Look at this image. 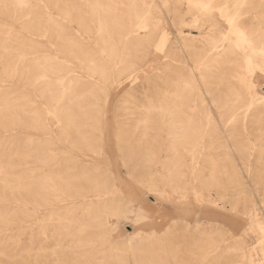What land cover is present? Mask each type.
<instances>
[{
  "label": "rangeland",
  "instance_id": "374dc122",
  "mask_svg": "<svg viewBox=\"0 0 264 264\" xmlns=\"http://www.w3.org/2000/svg\"><path fill=\"white\" fill-rule=\"evenodd\" d=\"M68 1L67 8L71 12L77 7L89 11L92 4L91 0ZM150 1L137 3L146 10V16L156 22V28L148 44L129 48L128 52L134 57L133 63L137 67L135 71L129 77L124 75L119 85L113 83L103 106L104 97L95 92L84 91L79 99L84 106L77 112L84 117V121H90L93 104L101 105L102 141L96 140L91 135V129L84 125L83 141L77 137L74 143L64 144L54 132L46 137L39 125H28L30 112L35 109L43 115L45 113L46 123L50 120L55 122L58 114L47 107L44 97H39L26 85L20 74L19 62L23 60L25 50L23 36L27 33L25 26L31 15L17 8L14 13L11 3L25 2L29 6H39L59 20L65 14L53 10L47 0H0V95L8 106L7 112L0 106V170L10 166L8 180L12 187L15 186L12 190H0V206H4L8 214V222L0 225V246L9 247V254L13 256L9 264L117 263L112 257L110 243L100 240L91 242L90 234L103 231L101 225L86 228L79 238L54 236L59 231L54 226L88 221L91 210L82 205V198L76 205L71 195L51 185L46 190L28 189L32 180L40 177L42 181V177L50 171L57 180L63 179L73 185L71 190L78 189L81 194H86L88 181L74 179L83 171L82 165L86 166L87 177H101L102 199L116 210L114 214L104 216L111 227V240L121 244L133 236L134 246L144 250L143 255H137L136 264H150L151 260L158 261V264H264V109L247 108L250 101L253 104L264 103V67L255 68L252 73L248 68H242L238 50L247 49L248 43L246 36L239 34L235 28L240 24L244 31V28L248 31L249 26L251 33L258 25L264 42V0ZM112 2L115 15L122 18L130 15L127 10L132 0ZM202 6L207 7V11L202 12ZM201 13L208 18H203ZM75 16L71 15L74 22ZM228 20L233 21L230 24ZM73 21H70L71 37L77 38V25ZM161 30L167 38L163 45L159 44ZM33 38L37 39L36 36ZM205 38L215 39L216 43L210 44ZM225 38L228 42L223 40ZM73 46L75 55L80 59L73 55L67 65L71 64L69 68L84 77L85 58H90L95 52L85 45ZM52 49L60 57H66L63 47L52 46ZM212 51L215 56L211 63L215 67L207 70L208 87H234L240 95L239 102H243L244 106L226 109L209 106L207 102L211 101L213 94L202 92L206 87L199 71H194L199 94L186 90L182 98L175 99L170 92L176 79L179 85L181 79H186L182 69H194L201 55L212 54ZM86 52L89 54L85 55ZM6 68L9 75L2 77ZM241 72L247 76L245 84L238 77ZM102 73L106 75L105 70ZM94 77L99 79L97 75ZM85 78L80 79L76 89L79 92L86 90V86L82 85L86 82ZM114 86L121 90L114 89ZM162 98L169 105L177 106V110L173 108L175 114L172 118L176 127L185 126L187 120L191 125L180 134L175 144L163 142V125L154 113H150L147 130L150 136L155 137L152 140L155 154L151 158L145 157L143 143L139 141L141 129L137 123L143 110L157 105ZM56 127V124L51 125L55 130ZM116 127H119L117 134ZM30 137H34L35 143L29 142ZM164 161L179 171L178 179L172 176V187L161 176ZM142 165L153 174V187L162 193L161 197L147 192ZM193 192L198 196H194ZM170 200L173 202L167 203ZM158 202L163 205L158 206ZM140 203L144 204V208H139ZM137 208L143 215L128 214L130 209ZM157 209L166 214L165 221L159 220V215L155 213ZM61 217H67V220H50ZM56 244L78 247L72 249L73 254H61L59 250H54ZM155 246L162 249L157 256L148 253ZM53 250L57 252L56 256L52 254ZM125 256L127 264H135L130 260L131 253Z\"/></svg>",
  "mask_w": 264,
  "mask_h": 264
},
{
  "label": "bare ground",
  "instance_id": "6f19581e",
  "mask_svg": "<svg viewBox=\"0 0 264 264\" xmlns=\"http://www.w3.org/2000/svg\"><path fill=\"white\" fill-rule=\"evenodd\" d=\"M138 1L141 2V4H143V2H144V0H132L131 6L127 10V12L130 15L127 16V18H122V17H120V15H115V9H114L112 0H100V1L91 0L92 4L89 8V11H84V10H81V8L78 9V7H77L76 10H72V12L67 8L68 2H69L68 0H47V2L49 4H51L53 10H55L57 13L60 12L61 14L62 13L65 14V16H63V15H62V17L60 16L61 20H66L65 22L55 18L50 11L46 10V12H44L39 6H29V5H26L25 2H12L11 3V5L13 6V8L12 7L11 8L14 9L13 12L17 8V9H20L23 11H27V13L31 15L30 20L29 21L27 20L28 22L26 23V26H25V31L27 33L26 34L24 33L25 36H23L24 37L23 38V45L25 47V50H24V53L22 56L23 60H21L19 62L20 63V74L23 75V79H24V82L26 83V85L31 87L33 89V91L39 95V97H44V99H45L44 101H45V104L47 105V107L53 108L58 114V117L55 118L56 121L54 120L55 122H52L50 120L49 123L48 122L46 123L45 118H44L45 113L43 115V113H39L35 109V110L30 112V116L28 118L29 119L28 125H30V126H31V124L39 125L41 127V129L43 131H45L46 137H50L52 135V133L54 132L55 136H58L64 144L65 143H68V144L74 143V139L77 137H79L81 139V141H83L85 132L83 131L82 128L85 125L91 129V135H94L96 140H98L100 142L102 141V129H103V127H102V116H103V112L101 111V108H100L101 105L99 106V105L93 104V113L89 117L90 121L87 119V117H85L87 120L84 121V120H82L84 117L82 118V116H79V112H77V111L81 110L82 107L84 106L79 99H80V97L84 91L86 93H94L95 92V93H98L99 95L104 97V101L102 103V106H103L106 102V98L108 96L109 89L113 87V83L119 85L121 83V78L124 75H125V78L129 77L130 74L133 71H135V69L137 68L135 66V64L133 63L134 57L130 54V52H128L130 50L129 48L130 47H138V46L148 44L150 37L156 28V22H152L149 19V17L146 16V13H147L146 10L144 8H140L137 5ZM207 1H209V0H207ZM82 2H84V1H82ZM152 2H153V0H152ZM150 3H151V1H150ZM87 4L88 3H86V5ZM206 9H207V7H203L202 12H205ZM223 9H225V8H223ZM218 11H220V10H218ZM225 12H227V11H225ZM75 13L77 14V16H75ZM23 15L26 16V14H24V13H23ZM71 15L75 16V22L71 19ZM154 15H155V13H154ZM13 16H15V15L13 14ZM229 16H232V14H230ZM202 17L208 18L207 16H203V14H202ZM153 20H155V19H153ZM226 20H227V18H226ZM70 21H73L77 25V28L75 31L77 38L71 37L72 33L70 30V28H71ZM228 21L230 22V20H228ZM232 21L233 20H231V22ZM82 22H83V24H82ZM231 22H230V24H231ZM235 28L239 34H243L244 36H246V38H247L246 40L248 43L247 49H245L244 51L240 50L241 49L240 46H237L240 48L238 50V56L240 57V60L242 62V65H241L242 68H244V69L248 68L249 73H252V71H254L255 68H263L264 67V47L262 46V44L264 42H262V40H261V38H262V34L260 32L261 29L257 25V27L254 28V30L250 33V27L249 26H248V31L246 28H244L246 30V31H244L241 28L240 24L235 25ZM139 30H142L144 34L142 35L141 34L142 32ZM8 32H9V30H8ZM82 35H85L84 38H82ZM250 35L252 37H250ZM33 36H36L37 39L33 38ZM7 37H8V35L6 36V38ZM160 37H161L160 38L161 42H159V44L163 45L164 42L166 43L167 38L164 36V33L162 32V30H161ZM223 40H227V42H228V38H225ZM206 41H208L210 44L216 43L215 39H208L207 38ZM237 42H239V41L237 40ZM73 45H76V46L85 45L87 47H90L91 50L93 49L92 51L95 52V54L93 56H91L90 58H85L86 72H84V73H86V75H84V77H86L85 78L86 82H84L82 85L86 86V90H83L80 92H79V90H76V89L80 85V79L84 78L83 74L81 75V74H79V72L77 70H74V69L72 70L71 68H69L71 64L69 65V67L67 65V63L70 61V58H73L74 57L73 55H75L76 50L74 49L75 46H73ZM52 46L63 47L66 57H60L58 55L57 51L52 49ZM2 51L5 52V49H2ZM212 52L213 53L209 54V55H206V54L203 55L202 54L201 57L199 56L200 58L198 61L195 62L196 66L194 69H191V68L190 69L189 68L182 69V72H183V74H185L186 79L185 80L181 79L180 85L177 84L178 80L176 79L177 82H174L173 89L170 92L173 94L175 99L182 98V96H183L182 93L185 92L186 90H188L189 93L193 92V93L199 94L200 90H199L198 82H197L198 79L195 80L196 76H194L195 75L194 71H199V76L202 78V80L205 84V87H206L204 89V91H202V92H204V94L205 93H207V94L209 93L211 95L213 94L211 96V101L207 102V104L209 106H213V108L216 107L218 109L240 108V107L244 106L243 102H239L241 98H240V95L237 93V90L234 87H232V86H221L220 89L208 87V82L206 80V77H207L206 75L208 73L207 70H209L212 67H215V65H213L211 63L213 61L212 58L215 56V52L214 51H212ZM39 53H41V54H39ZM87 54H89V53L86 52L85 55H87ZM6 55H10V54H8L6 52ZM19 57H20V55H19ZM76 57L78 59H80V56L75 55V58ZM236 57H237V55H236ZM239 57H238V59H239ZM17 58H18V56H17ZM20 59H21V57H20ZM20 59H18V60H20ZM62 59H64V61H61ZM78 59H77V61H78ZM122 63L125 65L120 66V64H122ZM72 67H74V65ZM239 69H240V67H239ZM11 70H14V69H11ZM104 70L106 72L105 76H103L104 73H102ZM15 71L16 70H14L13 72H15ZM244 72H246V71H244ZM2 75H3L2 77L9 75L7 68L2 72ZM94 75H97L99 77V79L96 80ZM238 77L240 78V80H242V82L244 84L247 82V81L244 82L246 80V77H247L244 73L241 72ZM236 79L238 80L237 77H236ZM5 81H7V80H5ZM102 82H103V84H102ZM238 82L241 85V82L240 81H238ZM243 87H245V85ZM117 88H118V86H114V89H117ZM118 89L121 90L120 88H118ZM165 93H167V91H165ZM164 99L165 98H162L160 101H158V104L155 106H148L147 108H145L143 110V112L141 113V117L137 123L141 129L139 141L143 143V150H144V156L145 157L151 158L155 154V152L153 150L154 144L152 142V140H154L155 137L150 136L148 133V130H147L148 129L147 123L149 120L150 113H154L156 115V117L158 118L159 122L163 125V131L164 132H163V136L161 137L163 142L175 144L178 141L180 134L186 132L188 130V127L191 125L190 124L191 122L189 120H187L185 123V126L182 125V126L176 127V125L174 123H172V118H173V114H175V112L173 111V108L177 110V106L169 105V103H167ZM204 102H205V100L203 101V103ZM30 103H33V100L30 99ZM0 106L2 107L4 112L8 111V106L5 102V98L2 95H0ZM105 107H107V106H105ZM247 108L249 110L250 109H253V110L257 109L258 110L261 108L264 109V103L253 104L250 101V103L247 104ZM195 110H197V109H195ZM246 112H247V110H246ZM53 113H55V112H53ZM51 115H52V113H51ZM107 120H108V118H107ZM214 121H215V119H214ZM206 122H207V120L205 121V123ZM53 124L57 125V127H56L57 130L51 128V125H53ZM115 131H116L115 133L117 134L119 132V127H116ZM261 133H263V132H261ZM33 138H31V137L29 138V142L32 144L35 143L34 142L35 140ZM192 138H193V136H192ZM106 140H108V139L106 138ZM202 141L200 140V142H202ZM226 141H224V142L226 143ZM106 142H108V141H106ZM224 151H225V149H224ZM228 153H229V151H228ZM192 155H194V153H192ZM75 158H76V156L72 157V159H75ZM192 160L193 159H191V161ZM261 163H263V162H261ZM142 166H143L142 167V174L146 180L145 182L147 183L146 184L147 185L146 186L147 192L152 193L157 197H161L162 193L153 187V184H152L153 174L150 171H148L146 166H144V165H142ZM9 167L10 166H8V168ZM8 168H3V170H0V190L1 191L12 190L15 188V186L12 187L9 183L8 176L10 175V173L8 171ZM82 170L83 171L81 173H78L77 175H75L74 179H78V180L84 179V180L88 181V187H87L86 194H81L78 189L74 190V191L71 190V187H73V185L67 184L66 182L63 181V179L57 180L55 175H53V173L50 171H48L42 177L43 178L42 181H41L40 177L35 179V180H32L28 185V189L29 190H35V191L46 190L51 185L54 188L63 191L67 195H71V197H73L74 200L76 201V205L79 203L80 198H82V200H83L82 205L84 207L88 208L89 211L91 210V214L88 215V221L86 223L85 222L84 223L79 222V223H73V224H69V225L54 226L56 229H59V231L54 234V236L56 238H59V237H76V238H79V236H81V234L84 233L86 228H92V227H94V225H101L104 227L103 231H101L98 234H90L91 242L94 240L95 241L100 240V241L110 243V245H111L110 250L114 254L112 257L115 258V261L117 262L116 264H127L126 256H125L127 253H131L130 257H132V259H130V260L131 261L133 260V263L136 264L137 263V260H136L137 255H139V256L143 255L145 253L144 250H140L139 247L134 246V244L132 243L133 236H130L128 240H125L121 244H118V243L111 240V238H110L111 227L108 225V223H106L104 216L106 214L107 215L108 214H114L116 212V210H114L110 205H106L104 202V199H102L103 194H101L102 191H100V190L103 188V182L100 179L101 177H99V176H93L92 178L87 177V169H86L85 165H82ZM178 174H179V171L175 168V166L169 167V164H167L166 161H164L162 163L161 176L170 187H172V184H174L172 176L175 175L174 178L178 179L179 178ZM174 193H175V191H174ZM180 194H182V193L180 192ZM193 194H194V196H198L196 192H193ZM127 200H128L127 202L129 204H131L129 199H127ZM198 201H200L199 197H198ZM128 214H131V215L132 214H135V215H141L142 214L143 215L142 211L138 208L135 210L130 209ZM7 215L8 214H7V210L5 209V207L0 206V225H5L8 222ZM50 220H67V217H65V218L61 217V218H56V219L52 218ZM137 230H139V229H137ZM43 232L44 231H42V233ZM140 240H141V238H140ZM77 247H78V245H73V246L63 245V246H61L59 244H56L54 246V250H59V252L61 254L62 253L63 254H67V253L73 254L72 249L77 248ZM8 249H9V247L6 245L0 246V264H9L10 263V260L13 256H10ZM161 250L162 249L160 248V246H155V247H151V249H149V252H148V250H145V251L150 253V254L157 256L161 252ZM56 253L57 252H55V251L52 252V254H54L55 256H56ZM75 253H77V252H75ZM150 262H151L150 264H158V261H156V260H151Z\"/></svg>",
  "mask_w": 264,
  "mask_h": 264
},
{
  "label": "crops",
  "instance_id": "0c3cea01",
  "mask_svg": "<svg viewBox=\"0 0 264 264\" xmlns=\"http://www.w3.org/2000/svg\"><path fill=\"white\" fill-rule=\"evenodd\" d=\"M173 201H167V203H172ZM182 203V204H184L185 202H182V201H175V203ZM141 205H139V208L140 207H143L144 208V204H142V203H140ZM160 205H163L162 203H160V202H158V206H160ZM156 214H158L159 215V217H160V221H165L164 219L166 218V214L165 213H163V212H160V211H158V209L156 210V212H155Z\"/></svg>",
  "mask_w": 264,
  "mask_h": 264
}]
</instances>
